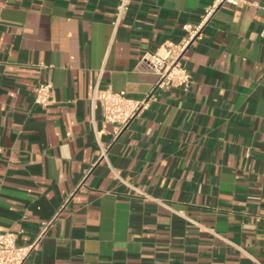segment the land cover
Returning a JSON list of instances; mask_svg holds the SVG:
<instances>
[{
  "label": "crops",
  "instance_id": "0c3cea01",
  "mask_svg": "<svg viewBox=\"0 0 264 264\" xmlns=\"http://www.w3.org/2000/svg\"><path fill=\"white\" fill-rule=\"evenodd\" d=\"M118 1L0 0V231L55 218L23 264H264V0L218 7L191 85L121 131L96 89L143 98L142 56L215 0H132L115 25Z\"/></svg>",
  "mask_w": 264,
  "mask_h": 264
},
{
  "label": "built area",
  "instance_id": "2783aa9c",
  "mask_svg": "<svg viewBox=\"0 0 264 264\" xmlns=\"http://www.w3.org/2000/svg\"><path fill=\"white\" fill-rule=\"evenodd\" d=\"M132 0H119L116 8L114 24L118 25L128 13ZM247 0H215L201 20L197 23H185V35L179 42L166 41L155 51L146 52L140 59L138 66L143 71L153 72L158 78L152 90L143 98H132L125 90L111 88H97L92 100L99 101L102 106L103 118L107 122L115 123L118 131L126 128L130 122L142 111L148 109L159 89L171 87H189L192 76L182 63L184 55L190 45L200 38L204 25L208 22L215 10L223 4L242 5ZM264 11V1L259 3ZM264 36V26L261 30ZM34 102L47 107L53 102V83L41 82L36 88ZM54 219L43 221L38 236L30 243H20L19 233L15 231H0V264H23L31 252L38 248L40 241L53 224Z\"/></svg>",
  "mask_w": 264,
  "mask_h": 264
}]
</instances>
